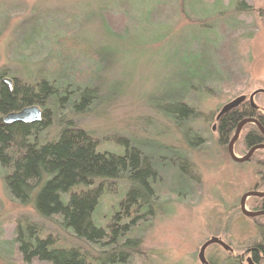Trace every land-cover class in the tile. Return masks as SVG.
<instances>
[{"label":"rangeland","instance_id":"rangeland-1","mask_svg":"<svg viewBox=\"0 0 264 264\" xmlns=\"http://www.w3.org/2000/svg\"><path fill=\"white\" fill-rule=\"evenodd\" d=\"M241 3L253 11L237 9ZM66 40L80 48L64 50ZM56 51L66 63L58 74L64 109L57 122L74 121L102 152H121L128 140L159 173L152 184L159 200L147 197L146 211L126 222L133 228L128 246L99 249L57 219L40 218L33 202L15 201L0 166L2 260L28 264L17 255L18 220L80 245L102 264H201L199 251L212 237L237 254L261 241L241 214L242 198L259 181L257 167L231 159L216 118L230 102L256 93L253 104L264 113V0H0V82L9 79L12 87L14 77L31 81L55 68ZM84 92L96 101L77 112ZM182 105L193 111L188 122L179 120ZM234 153L245 157L236 144ZM113 184L118 190L98 211L106 227L131 186L126 179ZM217 247L206 257L226 264L228 253Z\"/></svg>","mask_w":264,"mask_h":264},{"label":"trees","instance_id":"trees-1","mask_svg":"<svg viewBox=\"0 0 264 264\" xmlns=\"http://www.w3.org/2000/svg\"><path fill=\"white\" fill-rule=\"evenodd\" d=\"M236 8L253 11L244 3ZM198 23H204V19ZM65 42L64 50L73 52L80 48L69 44L70 41ZM90 52L92 53L88 50L89 57L92 56ZM56 53L57 66L39 72L33 80L25 81L14 77L12 87L4 84L3 80L0 82V166L6 173L7 190L21 204L33 202L40 218L57 219L65 231L81 241H87L89 246H119L114 249L119 251L130 244L129 236L132 235L133 228L132 223L126 222L134 219L135 214L146 211L149 204L147 197L153 201L159 200L158 191L152 184L161 178L149 158L128 140H121L124 145L121 152H102L100 142L79 128L74 121L57 122V115L61 112L58 110L64 109H59L62 105L57 103L61 94L58 74L66 63L63 61L65 56L60 60L64 54L60 51ZM86 96L88 95L84 92L80 104L74 107L77 112L89 110L96 101L86 100ZM65 100L63 103L67 104ZM29 107L42 110L40 123L3 122L7 115ZM181 107L179 120L188 122L193 111L186 105ZM245 120H254L264 128L263 111L252 106L248 99L217 122L219 142L223 145L230 144ZM61 124L64 125L57 135L47 139L49 130ZM263 144L264 134L257 126L247 124L236 142V149L247 153ZM256 158L262 160L264 166V151H259ZM151 178L153 181L149 184ZM122 179H126L131 186L111 215L109 221H113V224L110 222L107 227L102 226L98 217L102 199L107 193H116L118 189L113 183ZM261 184L262 190L264 182ZM252 204L258 210L262 201L253 199ZM28 223L18 220L15 226V242L22 243L19 252H15L20 257L23 254L26 263L37 260L48 264H102L101 260L88 255L80 245L67 244L60 236L45 231L42 226ZM257 227L262 238V244L258 247L264 251L263 221ZM217 249L221 250L219 247ZM209 261L210 264H219L211 258ZM0 264L10 263L0 258Z\"/></svg>","mask_w":264,"mask_h":264},{"label":"water","instance_id":"water-1","mask_svg":"<svg viewBox=\"0 0 264 264\" xmlns=\"http://www.w3.org/2000/svg\"><path fill=\"white\" fill-rule=\"evenodd\" d=\"M4 84L8 85L9 87H11L12 81L9 79H5L3 80ZM264 93V92H263ZM257 94V93H256ZM256 94H253L250 98H249V103L252 106H255L253 104V100ZM247 100L246 96H242L239 97L237 99H235L234 101L230 102L229 104H227L226 106L223 107V109L220 111V113L218 114L216 121L219 122L220 119L226 115L227 113L231 112L232 110L236 109L237 107H239L240 105H242L243 103H245ZM42 115L43 112L40 108L38 107H29L26 108L20 112H16V113H11L9 115H7L6 117H4L3 122L5 124H14V123H24V124H35V123H40L42 121ZM247 124H255L256 126L259 127L260 131L264 134V128L259 125L256 121L254 120H245L240 127L238 128L235 136L233 137V139L230 141L228 150H229V155L231 157V159L234 162L237 163H245L247 161L250 160L252 154L255 151H258L260 149H264L263 146H257L255 148H253L246 157L243 158H239L235 155L234 153V146L236 144V142L238 141L241 131L243 129V127ZM214 129H216V127H214ZM248 197H259V198H264V194L263 193H250L248 195H246L244 197V199L246 200V198ZM244 200V201H245ZM243 201L242 203V210H243V214L246 215L249 218H256L258 216L261 215V213H248V211L245 209V202ZM212 246H219L221 247L225 252H232L233 249L226 244L222 239L218 238V237H212L210 240H208L206 243H204L199 251V255H198V259L200 261L201 264H210L207 260L206 257V253L207 250L212 247Z\"/></svg>","mask_w":264,"mask_h":264},{"label":"flooded vegetation","instance_id":"flooded-vegetation-1","mask_svg":"<svg viewBox=\"0 0 264 264\" xmlns=\"http://www.w3.org/2000/svg\"><path fill=\"white\" fill-rule=\"evenodd\" d=\"M253 125H255V124H253ZM260 146L264 147V144L260 145ZM252 149H250L249 152ZM259 151H264V149H260L258 151H255L252 154L250 160L247 161L250 163H254V165L257 167V175L259 176V181L257 182L256 186L250 192H248L244 195V197L250 193H263L264 194V189L261 190V188H262L261 183L264 182V166H262L263 165L262 160L260 161V159H258V158L255 159V156ZM249 152L245 153V157L248 155ZM259 161L261 162V164L259 163ZM244 197L242 198V203L245 200ZM253 199H259L262 201V206L260 208H258V210L252 204ZM244 202H245L244 203L245 209L248 211V213H261V215L256 217V218H249L243 214L242 203H241V214L246 219L251 220L253 222V224L256 226L257 231L259 232L257 226L259 225V223H262V221L264 223V198L248 197V198H246V200ZM248 206H249L250 210L247 209ZM259 237H261L260 233H259ZM260 240L262 241V238ZM261 241L259 243H256L253 246H249L246 250L242 251L241 254H237V252L231 247V245H229L233 249V251L227 252L228 253L227 264H264V251L258 247V245L262 244ZM207 260L210 263L208 258H207Z\"/></svg>","mask_w":264,"mask_h":264}]
</instances>
